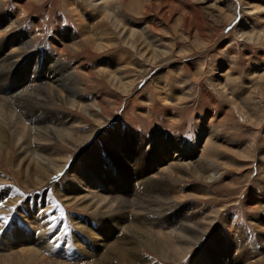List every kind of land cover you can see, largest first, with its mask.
I'll return each instance as SVG.
<instances>
[{
    "label": "rangeland",
    "instance_id": "1",
    "mask_svg": "<svg viewBox=\"0 0 264 264\" xmlns=\"http://www.w3.org/2000/svg\"><path fill=\"white\" fill-rule=\"evenodd\" d=\"M75 2L69 6L66 0H1V16H15L16 27L31 36L25 61L33 62L39 54L43 62L52 53L75 77L74 87L79 91L75 101L95 98L103 109L100 118L95 116L99 119L97 123L65 103L48 102L52 112L68 116L66 127L72 129L73 139H82L84 143L77 146L68 139L61 143L52 138L48 144L56 155L54 158L66 164L63 171L44 179L42 185L33 184L29 172L15 170L16 151L13 150L9 161L0 157V217L14 218L6 230L16 223L17 216L23 219L31 216L36 221L34 224L28 221L32 230L20 233L40 240L44 259L59 261L54 253L58 244L66 241L75 244V239L87 240L91 235L104 239L102 223L96 216L67 203L76 184L66 173L85 175L82 185L90 193L106 196L103 190L106 183L114 189L118 187L116 191L134 189L133 196L137 199L151 194L145 182L136 185L137 168L153 165L166 182L169 197H177L182 189L194 193L198 189L206 191V197L176 202L180 206L193 202L197 208L192 212H199L198 215L204 211L217 212L212 232L230 219L252 240L257 235L264 237V229L258 230L250 222L251 218L263 216L264 211L252 212L244 206L249 195L262 194L264 187V0ZM16 70L12 75L19 78L16 82H21L20 77L26 78V73L22 76L21 70ZM108 72L115 75L114 83L105 79ZM162 97L176 101L164 105ZM21 100L26 103L21 110L36 115L38 109L24 97ZM52 117L46 114L40 123H54ZM31 120L23 117L26 125ZM22 127L20 123L14 128L24 132ZM161 142L174 147L166 146L164 152V147L160 150ZM25 143L33 147L37 142L27 137ZM120 147L127 149L119 152L122 155L137 153L135 161L128 159L131 184H122L113 157L115 149L123 150ZM179 148L185 152V163L197 160L205 170L204 175L220 171V178L205 182L197 179L190 167L179 168L180 174L189 179L172 177L168 174L172 171L168 162L160 155L166 152L173 155ZM100 161L102 165L98 168H103L105 181L87 163ZM184 209L191 211L187 205ZM83 224L93 233L88 234L81 227ZM6 230H0V241ZM243 235L238 242L245 253L239 256L253 252ZM235 244L234 241L233 252ZM92 248H96L93 240ZM201 248L200 244L194 245L184 258L175 262L162 260L141 245L138 252L148 264H202Z\"/></svg>",
    "mask_w": 264,
    "mask_h": 264
},
{
    "label": "bare ground",
    "instance_id": "2",
    "mask_svg": "<svg viewBox=\"0 0 264 264\" xmlns=\"http://www.w3.org/2000/svg\"><path fill=\"white\" fill-rule=\"evenodd\" d=\"M66 2L69 6L76 4L75 0H66ZM16 22L15 16L8 15L3 18L0 14V157L2 156L9 161L10 157L13 158V150L16 151V156H14L13 160L15 162L13 166L15 170L21 168V171L29 172V177L33 184L39 185L45 182L44 179H50L53 174L63 171L66 164L65 161L60 163V160L57 161L54 158L56 155H53L54 153L51 152L49 147V142L53 140L52 138H56L61 143L68 139L75 142L77 146L84 143L82 139H73L72 129L66 127V118L68 116L64 117L62 113L52 112L54 110L49 109L47 106L48 102L65 103L70 108L79 110L85 115L92 117L97 123L99 119H95V116L97 115V118H100L99 116L103 115V109L95 98L91 101L79 97L84 101H75L79 93L78 88L74 87L76 84L75 77L68 72L67 65L56 60L52 53L46 55L43 62L39 54L32 59L33 62L30 60L25 61V49L31 43V36L28 32L18 29ZM5 23H7L6 26L1 27ZM5 33L9 34L5 35ZM38 63H40V66ZM15 70L16 72L21 70L19 75L22 76L26 73V78L20 77L22 78L21 82H16L19 78L16 79L12 75ZM112 72H108L110 75L106 74L108 77L105 78L110 83H114L116 80L112 79V77L116 78L115 75L112 76ZM119 78H123V75H120ZM120 81L122 80L120 79ZM129 85L131 86V84ZM22 97L29 101V105L38 109L36 110V115L34 114L35 116L22 111L23 109L21 110L22 104L25 103V101L21 102ZM161 99L164 105L172 104L171 102L176 101L166 97ZM46 114L53 115L52 118L55 119V122L40 123L41 117H45ZM23 117H26V121L33 119L26 125ZM20 123L25 127V130L23 127L21 128L25 134L24 132H19L20 129L17 131L14 128ZM71 123H74V121H71ZM27 137L37 143L33 147L28 146L27 142L25 143ZM159 144L162 147L160 150H163L164 147V152L166 146L167 148L168 146H173L168 142ZM121 148L123 150H120ZM119 150L115 149L116 154L113 153V157L117 161V169H119L118 171L121 174L122 184H131L132 178L128 175V159L135 161L137 153L131 152L130 155H122L119 152L122 153L127 149L120 147ZM203 155L202 153L201 156ZM160 156L165 162H168V169L172 170L168 174L172 177L178 176L177 179H189L187 176L180 174L179 168L181 167H190L193 175L197 179H203L205 182H212L217 177L220 178V171H214L208 176L205 174V176L202 173L205 170H202L197 160H194L195 162L193 163H185L183 160L187 157L181 148L174 151L173 155L170 152H166ZM168 159L169 161H167ZM87 163L91 166L93 172L101 180L105 181L101 172L103 168H98L102 165L101 161L97 164L95 162ZM106 169H108L107 166ZM155 169L153 165H150L147 169L137 168L136 185L139 186L143 184L142 182H145L149 186L148 192L151 193L150 196H142L137 199L134 197V189L130 192L127 190L116 191L118 187L114 189L112 186H107L106 183V186L101 184L104 186L103 190L106 196L103 195L104 197H102L97 193H90L86 185H82L85 175L72 174V171H69L70 173L67 172L68 177H73L71 178L72 184H76V187L74 186L69 193L71 196L66 199L67 203L69 205L73 203L80 210L89 211L90 214L96 216L99 222L102 223L101 235H103L104 239L91 235L90 238L87 237V240L81 239L79 241L78 239L77 241L75 239V244L66 241L62 245L58 244L59 248L54 249L55 256L59 258V261L44 259L40 253V240H35L32 235L27 236L20 233L29 230L31 224L28 221L31 220V216L26 219H23L22 216L21 218L17 216L16 223L8 227L1 235L3 237L0 241V264H148V261H142V256L138 252L140 245L158 255L162 260L175 262L184 258L193 246L197 244L202 246L201 250L203 252L199 253L202 264H264V237L262 235H257L254 241L244 229L233 224L230 219H227L225 224L224 220L212 232L211 228L217 218V215L215 216L217 212L204 211L202 215H198L200 214L199 212H192L193 209L197 208L192 204L193 202H187L188 204L186 203L184 206H180L181 203L178 204L176 202V200L181 202L195 196L206 197V191L203 192V189H198L197 192L201 194H197V192L194 193L192 190L187 192L182 189L177 197H169L168 186L161 176L157 175ZM81 175L83 176L81 177ZM112 175L109 176L111 182ZM262 189L264 193V187ZM263 193L260 194L261 196L259 194L257 196L249 195L244 200L245 208L252 212L257 210L264 211ZM186 205L190 206L191 211L184 209ZM205 212L207 213L205 214ZM211 214L214 215L210 216ZM159 215L163 217H154ZM170 216L172 217L171 219ZM31 222L33 224L36 223L35 220H31ZM250 222L256 229H264V214L263 216L258 215L255 220L251 218ZM81 227L86 229L85 224ZM163 228L168 230L167 233L162 231ZM86 231L90 232L88 234L93 233L89 228ZM242 234L248 238L253 252L239 256V253H245L244 246H241L238 242ZM243 236L242 238H246ZM91 239L96 242V248H92ZM234 241L236 242V249L233 252ZM258 245L260 246L257 247ZM48 248L50 249L51 246H48ZM252 259H255V261H251Z\"/></svg>",
    "mask_w": 264,
    "mask_h": 264
},
{
    "label": "snow or ice",
    "instance_id": "3",
    "mask_svg": "<svg viewBox=\"0 0 264 264\" xmlns=\"http://www.w3.org/2000/svg\"><path fill=\"white\" fill-rule=\"evenodd\" d=\"M12 220H14V218H10L8 216L0 217V230H6V226H9Z\"/></svg>",
    "mask_w": 264,
    "mask_h": 264
}]
</instances>
